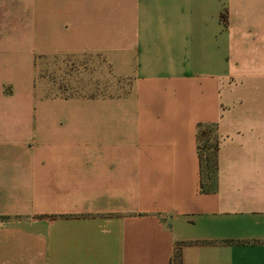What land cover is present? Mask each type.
<instances>
[{
	"label": "crops",
	"instance_id": "1",
	"mask_svg": "<svg viewBox=\"0 0 264 264\" xmlns=\"http://www.w3.org/2000/svg\"><path fill=\"white\" fill-rule=\"evenodd\" d=\"M0 264H264V0H0Z\"/></svg>",
	"mask_w": 264,
	"mask_h": 264
},
{
	"label": "trees",
	"instance_id": "2",
	"mask_svg": "<svg viewBox=\"0 0 264 264\" xmlns=\"http://www.w3.org/2000/svg\"><path fill=\"white\" fill-rule=\"evenodd\" d=\"M213 133L212 129H206L202 130L199 134V149L205 162V171L210 178H213L216 172V153L219 148L218 141L215 139ZM205 152H207V155L204 157Z\"/></svg>",
	"mask_w": 264,
	"mask_h": 264
},
{
	"label": "rangeland",
	"instance_id": "3",
	"mask_svg": "<svg viewBox=\"0 0 264 264\" xmlns=\"http://www.w3.org/2000/svg\"><path fill=\"white\" fill-rule=\"evenodd\" d=\"M71 71H74V68H71ZM62 74L64 75V72H62ZM63 75H61L60 77L57 76H53V77H49V75H46L47 77V83L54 81V83L57 82H61L60 86H64L65 88L68 89H63L64 92L66 93H71V95H78L81 92L83 93H87L85 92V88H83L84 86L80 84L78 78L73 77L74 75H72V73L70 72L69 74H65L67 77L65 78ZM97 80H92L91 84L88 86V92L89 95L91 96H95L97 95L98 92V88H97ZM63 88V87H62ZM82 93V94H83Z\"/></svg>",
	"mask_w": 264,
	"mask_h": 264
}]
</instances>
